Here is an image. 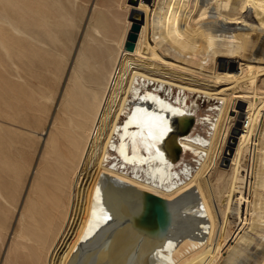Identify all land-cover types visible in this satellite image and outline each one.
Returning <instances> with one entry per match:
<instances>
[{
    "label": "bare ground",
    "instance_id": "bare-ground-1",
    "mask_svg": "<svg viewBox=\"0 0 264 264\" xmlns=\"http://www.w3.org/2000/svg\"><path fill=\"white\" fill-rule=\"evenodd\" d=\"M36 1L29 0V3L41 20L39 31L42 34L34 40L46 54L50 53L51 42L59 39L57 30L64 23L51 21L42 2ZM132 1L138 2V9L146 15V24L135 49L124 48L125 54L113 83L111 78L118 67L117 58L106 53L97 61L96 74L88 85L80 86L81 95L75 100L76 120H71L68 134L69 157L59 163L60 170L55 174L56 188L67 191L71 212L62 242L46 264H136L138 260L137 264H142L143 256L150 260L154 253L158 258L155 261L161 259V264H214L227 242L232 212L239 219L234 224V234L238 237L241 232L242 209L250 179L246 156H252L256 168L264 158L261 156L264 125L260 128L258 124L264 101L261 100V105L255 91L261 67L241 63L238 72L236 64L229 60L233 56L220 59L218 54L240 52L246 55L256 46L264 32V0H234L239 4L230 0H160L153 42L148 37L149 0ZM233 13L244 24V31L222 23L227 19L234 22L236 15ZM78 21L72 25L76 27ZM0 22L18 34L23 33V24L11 18L7 11H2ZM164 52L200 70L176 63L164 64ZM257 53L264 58V42ZM79 57L83 61L87 59L83 52ZM201 69L213 72L206 74ZM210 75L216 81L234 84L246 78L252 96L237 91L236 86L230 89L212 86ZM149 82L157 83L162 93L157 89L149 92ZM109 86L111 92L106 96ZM193 93L222 100L207 145L190 136L198 123V116L189 104V96ZM244 99L250 103L247 125L240 131L242 135L231 169L226 171L220 167V162L231 154ZM231 108L235 110L229 123ZM190 116L195 122L189 134H181V126ZM257 125L261 130L254 138ZM117 141L122 143L123 152ZM175 142L182 149L178 158L171 152ZM189 153L200 156L196 170L191 173L188 166H181L187 164L183 158ZM261 177L264 186V174ZM119 183L169 201L161 223V241L147 243L140 237L139 230L125 220L123 208L116 204L115 197L125 195L128 188L126 191L117 188ZM211 196L215 203H209ZM51 204L53 215L65 206L58 197ZM200 205L204 207L200 217L184 224L182 212H194ZM205 218L207 221H202ZM184 225L192 230L185 228L187 233H183ZM206 225H211L208 230L211 242L205 239ZM44 228L49 230L47 224ZM190 233L195 234L185 239ZM165 243L175 250L166 257L160 252L168 251ZM258 246L260 250L254 259L243 255V264H264V242L260 241ZM38 249L33 246L32 255L38 264H45L37 254Z\"/></svg>",
    "mask_w": 264,
    "mask_h": 264
},
{
    "label": "rangeland",
    "instance_id": "rangeland-1",
    "mask_svg": "<svg viewBox=\"0 0 264 264\" xmlns=\"http://www.w3.org/2000/svg\"><path fill=\"white\" fill-rule=\"evenodd\" d=\"M38 1L42 2L51 21L64 23L62 28L58 27L57 30L59 39L51 42L50 53L46 54L34 40L41 37L42 32L39 30L42 27L41 20L32 11L29 0H0V16L2 11H7L11 18L23 24V33L18 34L9 25L0 22V264H38L32 255L33 246L39 248L37 254L45 264L47 259L50 262L54 257L53 254L62 242V233L71 212L67 191H59L56 188L55 174L60 170L59 163L69 157L68 134L71 131V120H76L74 104L76 98L81 95L80 86L88 85L87 82L96 74L97 61L106 53L112 55L113 59L117 58L118 67L115 68L111 78L113 83L125 54L124 44L133 21L143 18L139 35L146 24L144 11L139 10V3L132 0H37L36 2ZM159 2L160 0H149L147 3L150 9L148 37L151 42L155 40L152 35L153 32L155 33ZM230 2L239 4L234 0ZM237 16L234 22L227 19L222 23L244 31V24ZM77 19L79 21L75 27L72 24ZM263 42L264 32L261 33L256 46L246 55L240 52L218 54L220 59L233 56L234 58L229 60L236 64L238 72L241 63L261 67L255 82V91L258 92L261 105L263 104L261 100L264 101V58L261 59L257 51ZM82 52L87 55L84 61L79 57ZM164 55V64L176 63L200 70L195 65H192L193 68L190 64L176 59L172 53L164 52ZM201 70L206 74L213 72L209 69ZM210 77L213 79V75ZM246 80L245 78L234 84L232 81L213 79L210 80V85L220 89L236 86L237 91H245L246 96L250 97L252 91L247 88ZM157 87V83H148L149 92H155ZM108 91L106 96L111 92L110 86ZM157 92L162 93V90L157 89ZM189 104L198 116V123L190 136L207 145L222 100L210 98L203 93H193L189 96ZM249 104V100L244 99L240 108L242 117L238 122V131L234 134L235 141L230 149L231 154L225 161L220 162V167L226 171L231 169L238 139L242 135L240 131L247 125ZM234 110L235 108L230 109L232 112L228 119L229 123L232 121ZM258 124L260 128L264 125V107ZM259 127L257 125L254 138L259 136L261 130ZM228 130L226 127L225 134ZM117 143L122 149V143L119 141ZM261 149V156L264 157V136ZM121 151L123 152V149ZM121 151L119 153H122ZM247 158L250 179L242 209L243 222L239 227L241 232L238 237L234 234L236 227L234 224L238 223L239 219L232 212L227 242L220 250L214 264H243V257L254 259L255 254L260 250L258 243L264 242V186L261 177L264 174V158L257 168L253 164L252 156H246ZM183 159L187 164L181 166L182 168L188 166L190 173L196 170L200 162V156L192 153L184 154ZM256 177L258 178L255 179ZM56 197L63 200L65 206L59 208L57 214L53 215L51 203L55 202ZM215 202L216 200L211 196L209 203ZM217 206L216 204L218 210ZM203 211L204 207L200 205L194 212L193 210L182 212L185 215L184 224L199 218ZM44 224H47L50 231L44 228ZM187 226L184 225L182 231L185 228L192 230ZM210 227L211 225H206L204 230H207L206 242H211V235L208 233ZM183 233H187V230ZM194 234L190 233L185 239H191ZM165 244L168 251L159 250L164 257L175 251L168 247L167 243ZM181 245L180 243L178 246ZM239 253L242 256H239ZM148 259L143 256L141 263H162L161 259L155 261L158 260L155 253L154 257Z\"/></svg>",
    "mask_w": 264,
    "mask_h": 264
},
{
    "label": "water",
    "instance_id": "water-1",
    "mask_svg": "<svg viewBox=\"0 0 264 264\" xmlns=\"http://www.w3.org/2000/svg\"><path fill=\"white\" fill-rule=\"evenodd\" d=\"M143 18L133 21L131 28L128 32L124 48L128 51H133L136 47V43L141 30ZM195 120L192 116L188 117L186 124L181 126V134H189L191 127ZM175 158H178L181 152V146L178 142H175L174 147L171 149ZM121 190L128 188V184L119 183ZM120 190V191H121ZM115 202L120 206L125 216V220L131 222L139 230L141 238L148 242L161 241L163 230L161 223L169 205V201L154 193L139 190L134 186H129L125 195L115 197Z\"/></svg>",
    "mask_w": 264,
    "mask_h": 264
}]
</instances>
